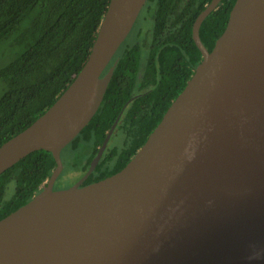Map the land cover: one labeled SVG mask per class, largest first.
<instances>
[{"label": "water", "instance_id": "1", "mask_svg": "<svg viewBox=\"0 0 264 264\" xmlns=\"http://www.w3.org/2000/svg\"><path fill=\"white\" fill-rule=\"evenodd\" d=\"M221 1L193 25L202 61L126 166L82 185L116 121L83 177L54 189L62 151L98 111L109 65L147 2L111 0L67 90L0 146V174L40 149L57 163L41 191L0 220V264H264V0H236L209 51L200 28Z\"/></svg>", "mask_w": 264, "mask_h": 264}, {"label": "trees", "instance_id": "2", "mask_svg": "<svg viewBox=\"0 0 264 264\" xmlns=\"http://www.w3.org/2000/svg\"><path fill=\"white\" fill-rule=\"evenodd\" d=\"M211 1L147 0L141 26L109 65L116 63L98 111L62 151L64 170L58 182L71 172L86 173L116 121L111 140L120 141L109 143L83 185L126 166L202 61L193 25ZM235 1L222 0L203 21L200 38L209 51L224 32ZM110 2L0 0V41L10 39L18 48L0 68V79L6 83L0 95V146L29 127L67 90L90 56ZM56 167L53 153L40 149L0 174V220L39 193Z\"/></svg>", "mask_w": 264, "mask_h": 264}, {"label": "rangeland", "instance_id": "3", "mask_svg": "<svg viewBox=\"0 0 264 264\" xmlns=\"http://www.w3.org/2000/svg\"><path fill=\"white\" fill-rule=\"evenodd\" d=\"M143 20L141 19V13L137 19V22L135 23V26L133 27L130 35L128 36V40H130L134 35L136 34V30L138 29L139 26H141ZM148 24L145 23L143 25V28L146 30ZM17 46L14 44V42L10 39H4L0 41V68H2L5 64H7L13 57V54L15 51H17ZM6 88V83L4 80L0 79V95L4 92ZM120 139L118 137L114 138L113 140L110 141V145L113 143L119 142ZM70 150L66 151L64 153V158L69 155ZM69 158V157H68ZM79 173L77 172H71L67 174L63 179L62 182H58L59 187H66L69 186V184H72L78 177ZM11 186H14L13 184Z\"/></svg>", "mask_w": 264, "mask_h": 264}, {"label": "flooded vegetation", "instance_id": "4", "mask_svg": "<svg viewBox=\"0 0 264 264\" xmlns=\"http://www.w3.org/2000/svg\"><path fill=\"white\" fill-rule=\"evenodd\" d=\"M84 175V174H83ZM83 175H80L72 184H70V186H72V185H74L75 183H77L82 177H83ZM61 176V175H60ZM60 178V177H59ZM59 178H58V180H59ZM58 180L56 181V183H55V186H54V189H62V188H67V187H59L58 186ZM83 185V184H82Z\"/></svg>", "mask_w": 264, "mask_h": 264}]
</instances>
